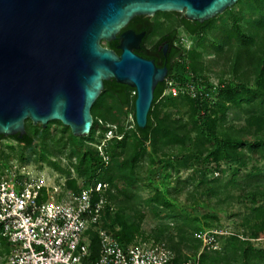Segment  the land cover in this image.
I'll use <instances>...</instances> for the list:
<instances>
[{
	"label": "trees",
	"instance_id": "obj_1",
	"mask_svg": "<svg viewBox=\"0 0 264 264\" xmlns=\"http://www.w3.org/2000/svg\"><path fill=\"white\" fill-rule=\"evenodd\" d=\"M241 3L252 6V17L246 23L240 16L230 14L229 22L218 24L220 17L231 13L233 8L203 24L188 20L182 13L155 14L157 19H176L175 22L196 39V46L191 49L181 44L174 46L178 27L161 30L155 27L152 37L167 33L162 41L168 39L174 48L169 63L164 65L168 76L155 89L144 129L138 127L135 119V89L111 80L104 83V91L92 108L94 123L88 137L73 136L70 128L59 121L50 122L44 128L28 120L23 138L17 135L8 139L17 141L27 150L38 143L52 155V151L69 152L67 167L53 156L42 155L40 159L67 176L65 188L72 192H79L89 184L107 183L110 206L104 215V229L125 245L166 242L176 254L175 264H183L190 256L201 252L202 244L195 239V233L218 229L219 218L207 215L202 221L183 211H175L176 197L190 181L178 177L176 185L171 187L172 174L195 172L191 178L196 177L198 187L206 188L208 197L220 198L225 194V199H230V192L236 191L240 196L238 200L249 199L253 205L251 215L241 225L246 233L224 237L221 250L205 248L200 264H264V249H257L252 243L264 237V0H239L237 5ZM103 43L121 54L116 43ZM204 52L220 57L230 55L231 79L226 81L222 77L214 84L203 75L208 71L202 61ZM161 55L164 56L163 48ZM156 65L159 66L157 62ZM170 82L184 87V92L178 96L166 95ZM186 86L195 88V96ZM232 109L245 114L241 130L225 128ZM109 126L117 127V137L105 141ZM3 139L6 138L0 136V147ZM104 141L102 152L109 157L108 165L99 150ZM166 150L173 154L171 158ZM144 163L161 166L164 173L156 175L158 180L162 176L159 184L155 179L142 176L139 170ZM223 166L229 167L227 177L223 175ZM147 190L153 194L145 206L154 205L156 218L171 220L161 223L148 236L143 230L145 213L139 203L140 194ZM89 235L92 259H96L100 251L99 235L95 231H90ZM4 250L0 257L8 252L7 245Z\"/></svg>",
	"mask_w": 264,
	"mask_h": 264
},
{
	"label": "water",
	"instance_id": "obj_2",
	"mask_svg": "<svg viewBox=\"0 0 264 264\" xmlns=\"http://www.w3.org/2000/svg\"><path fill=\"white\" fill-rule=\"evenodd\" d=\"M239 0H0V136L26 134V122L59 121L88 137L106 81L136 91L135 119L147 125L154 92L168 76L135 53L145 34H122L138 16L182 13L205 23ZM119 40L121 54L102 45Z\"/></svg>",
	"mask_w": 264,
	"mask_h": 264
},
{
	"label": "built area",
	"instance_id": "obj_3",
	"mask_svg": "<svg viewBox=\"0 0 264 264\" xmlns=\"http://www.w3.org/2000/svg\"><path fill=\"white\" fill-rule=\"evenodd\" d=\"M180 43L183 46L185 39L180 37ZM186 88L195 96L194 87ZM184 90L170 82L166 95L178 96ZM115 137L117 127L109 126L105 141ZM105 141L99 150L108 165L109 157L102 152ZM109 189L107 183L99 182L79 192L65 188L67 192L55 196L57 188L30 171L13 167L0 170V252L7 245L5 264H175L176 254L166 242L125 245L104 229ZM90 231L99 235L96 259H92ZM223 235L218 230L195 233L201 252L183 264H200L203 250H219L218 240Z\"/></svg>",
	"mask_w": 264,
	"mask_h": 264
},
{
	"label": "rangeland",
	"instance_id": "obj_4",
	"mask_svg": "<svg viewBox=\"0 0 264 264\" xmlns=\"http://www.w3.org/2000/svg\"><path fill=\"white\" fill-rule=\"evenodd\" d=\"M251 13H252V6H248L245 3H241L237 5L236 7H233V10L231 13H226L222 17H220V21L218 20V24L220 23H227L230 21V14L238 15L242 18L243 23H246L251 19ZM156 20V27L161 29H167L171 26L172 29L178 27V35L179 38H184L185 43L183 44V47L185 49H191L194 48L196 45V39L193 37H190L187 33L184 32V30L175 22L176 19H168L165 17L160 18H154ZM161 36V33H158L157 36L153 37L152 42H155L157 40V37ZM102 41V45L105 46V44ZM230 55H222L216 56L214 54L204 52L202 61L207 66L208 71L203 73V75H206L211 82L214 84H217L219 82V78H222L224 80H229L232 77V74L230 73ZM167 109V108H166ZM129 121H132V118H129ZM245 125V114L243 111L232 109L228 113L227 122L225 124V128H234L236 130H241ZM55 129V126L52 127V130ZM6 139L1 140V147H0V167H13L16 170H27L32 172V174L35 177L42 178L44 182L53 188H57V191L55 192V196L61 195L63 192H67L68 190H65L64 184L67 181V176L63 175L59 172L54 171L47 163H44L40 157L44 155L45 157L53 156L54 160H59L62 163H60L63 167H67L69 164V152L62 153L61 151H52L53 155L51 154V151L46 149H41L39 144H35V146L31 150H27L24 148L23 145H20L17 141L13 139H8V137H5ZM12 147L13 149H10ZM169 150H166L165 153L170 156V158L173 156V154L168 153ZM174 152H177L175 150ZM177 153H181L178 151ZM175 153V154H177ZM25 159L24 160H22ZM30 158L31 161L28 162L26 159ZM4 162V163H3ZM253 165L256 162H252ZM262 166V165H261ZM4 168L0 169L3 170ZM224 170V176H229V167L223 166ZM140 173H142V176L145 178H152L155 179L157 184H159L162 180V176L159 178V180L156 178V175H162L163 169L161 166L151 163H144L139 170ZM195 172L192 171H183L178 176L177 173L172 174L171 179V187H174L176 185V179L179 177L182 181L189 180V185H187L186 188H184V191L180 193L176 197V209L177 212H185L190 214L191 216L197 217L204 220V217L207 215L210 216H217L219 218V228L218 229H210V230H218L222 233H224L223 236L219 237L218 243H219V250L222 248L221 241L224 237H227L228 235H231V233H236L240 235H244L246 233V229L242 228V222L245 218L249 217L251 215V207H253L252 203H250L249 199H242V197L239 199V193L236 191H232L231 198L225 199V194H223L220 198H213L208 197L206 195V188L205 187H198V180L196 177L193 179L191 178ZM210 176V175H209ZM212 177V176H210ZM209 177V178H210ZM150 191V190H149ZM148 190L146 192H142L140 194L141 200L139 203H141V210L145 213V220L143 223V230L145 232V235L148 236L152 234L153 230L156 229L161 223H170L171 220H160L156 218L153 215L154 205L152 206H145L146 200L153 194V190L150 193ZM260 199H262V196H259ZM130 213V212H129ZM131 215V213H130ZM129 217L131 218V216ZM209 231V230H205ZM142 243V242H141ZM252 243L255 248L257 249H264V237L259 238L257 240H252ZM0 264H5L4 257H0Z\"/></svg>",
	"mask_w": 264,
	"mask_h": 264
},
{
	"label": "flooded vegetation",
	"instance_id": "obj_5",
	"mask_svg": "<svg viewBox=\"0 0 264 264\" xmlns=\"http://www.w3.org/2000/svg\"><path fill=\"white\" fill-rule=\"evenodd\" d=\"M156 15L153 17H147V16H138L134 18L129 25L121 31L120 34L132 31L136 35L145 34L142 41L139 43V48L135 50V53L138 54L140 57H143L148 60H152L155 63L157 62L159 64L158 67L165 68L169 63V56L173 51V46H170L169 41L166 40L162 41L164 36L157 37V40L155 42L151 43V40H153L152 32L155 31L156 27ZM184 32L186 33L185 29L181 27ZM190 36V35H189ZM191 37V36H190ZM113 43L117 44V50L118 45L120 44L119 40L113 41ZM180 38L178 35V39L175 41L174 46L180 47ZM163 48L164 56L161 55V49ZM120 51V50H119ZM167 68V67H166Z\"/></svg>",
	"mask_w": 264,
	"mask_h": 264
}]
</instances>
